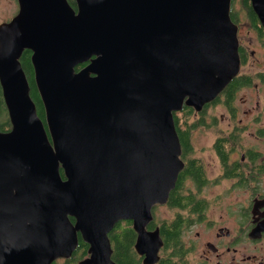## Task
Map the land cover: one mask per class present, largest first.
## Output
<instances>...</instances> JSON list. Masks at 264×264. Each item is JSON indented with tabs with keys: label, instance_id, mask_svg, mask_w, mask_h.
<instances>
[{
	"label": "water",
	"instance_id": "obj_1",
	"mask_svg": "<svg viewBox=\"0 0 264 264\" xmlns=\"http://www.w3.org/2000/svg\"><path fill=\"white\" fill-rule=\"evenodd\" d=\"M249 1L264 26V0ZM78 2L75 12L66 0H24L0 26L12 121L0 132V264H49L71 253L77 230L106 235L121 218L142 234L182 166L174 112L199 110L240 70L232 0Z\"/></svg>",
	"mask_w": 264,
	"mask_h": 264
},
{
	"label": "flooded vegetation",
	"instance_id": "obj_2",
	"mask_svg": "<svg viewBox=\"0 0 264 264\" xmlns=\"http://www.w3.org/2000/svg\"><path fill=\"white\" fill-rule=\"evenodd\" d=\"M66 1L78 12V0ZM23 2L0 0V26L18 15ZM235 22L240 54L236 85L233 78L199 110L192 107L187 113L186 104L177 110L182 163L176 181L177 227L156 213L158 207L171 209L168 198L152 206L142 234L131 218L117 220L106 235L93 238L79 229L71 253L49 264H264V66L247 65L257 50L242 35L243 24ZM246 23L264 48V26L253 27L250 19ZM31 55L25 48L19 59L30 94ZM8 112L0 79V132L12 128ZM69 218L76 223L75 216Z\"/></svg>",
	"mask_w": 264,
	"mask_h": 264
},
{
	"label": "trees",
	"instance_id": "obj_3",
	"mask_svg": "<svg viewBox=\"0 0 264 264\" xmlns=\"http://www.w3.org/2000/svg\"><path fill=\"white\" fill-rule=\"evenodd\" d=\"M234 1H236V0H232L231 12H232L233 20L237 21V14H236V12L233 9ZM241 2L243 3V5L245 6V8L248 11L249 19L252 21L251 25L253 27H258L260 22H259V19H258L256 13L253 10L251 4H250V1L249 0H241ZM261 29H262V27H261ZM259 34L262 35L263 32H259ZM85 64H86V62L77 65L76 69L81 68ZM237 79H238L237 77H234V79L231 81L232 82V86L236 85L235 82H237ZM30 80H31V86H32L31 97L33 98V100L36 103V107H37V111H38L39 116L43 120H45L43 104H42V101L40 99L39 93H38L36 85H35V80H34V74L33 73H31V79ZM191 108H192V106H190V107L185 106L184 109H186L187 113H188V111H191ZM174 113H175L174 117H175V122H176L177 121V112H174ZM61 173H62V175H64L62 168H61ZM169 203H170L169 205L171 206L172 212L175 214L174 218L170 221L171 222L170 225H173L174 227H177V183H176L174 189L170 192Z\"/></svg>",
	"mask_w": 264,
	"mask_h": 264
},
{
	"label": "rangeland",
	"instance_id": "obj_4",
	"mask_svg": "<svg viewBox=\"0 0 264 264\" xmlns=\"http://www.w3.org/2000/svg\"><path fill=\"white\" fill-rule=\"evenodd\" d=\"M233 9L237 14V21L241 22L243 24V31L242 35L244 36L247 44L251 45V48L257 50L256 55H252L251 57L248 58L247 65H251L252 67L256 66H264V48L262 46H259V40L257 38V34L252 31V32H247L246 28L248 27L246 21L249 19L248 11L241 2V0H236L233 3ZM232 14V12H231ZM245 25V26H244ZM9 109V108H8ZM177 112V111H176ZM222 112V110H221ZM175 116V113H174ZM156 213L159 217H165L164 219H169L172 220L174 218V213L172 210H167V207H158L156 209ZM160 219V220H164Z\"/></svg>",
	"mask_w": 264,
	"mask_h": 264
},
{
	"label": "bare ground",
	"instance_id": "obj_5",
	"mask_svg": "<svg viewBox=\"0 0 264 264\" xmlns=\"http://www.w3.org/2000/svg\"><path fill=\"white\" fill-rule=\"evenodd\" d=\"M231 16H232V14H231ZM226 86H227V85H226ZM226 86H225V87H226ZM225 87H224L221 91H223V90L225 89ZM221 91L218 93V95L221 93ZM218 95H217V96H218ZM217 96H216V97H217ZM216 97H215V98H216ZM192 107L195 108L194 106H192ZM195 109L198 110L197 108H195ZM8 113H9V112H8ZM174 120H175V117H174Z\"/></svg>",
	"mask_w": 264,
	"mask_h": 264
}]
</instances>
